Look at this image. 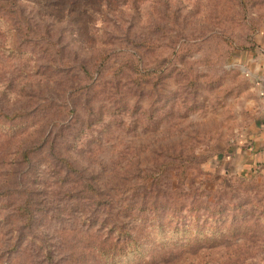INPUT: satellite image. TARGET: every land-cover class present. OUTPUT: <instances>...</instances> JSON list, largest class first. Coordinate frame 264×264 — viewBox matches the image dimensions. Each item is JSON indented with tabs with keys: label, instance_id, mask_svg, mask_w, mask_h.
I'll use <instances>...</instances> for the list:
<instances>
[{
	"label": "rangeland",
	"instance_id": "rangeland-1",
	"mask_svg": "<svg viewBox=\"0 0 264 264\" xmlns=\"http://www.w3.org/2000/svg\"><path fill=\"white\" fill-rule=\"evenodd\" d=\"M261 36L264 0H0V264H116L125 233L117 264H264V175L225 163Z\"/></svg>",
	"mask_w": 264,
	"mask_h": 264
},
{
	"label": "crops",
	"instance_id": "crops-1",
	"mask_svg": "<svg viewBox=\"0 0 264 264\" xmlns=\"http://www.w3.org/2000/svg\"><path fill=\"white\" fill-rule=\"evenodd\" d=\"M258 45L260 48L244 52L237 61L245 68L247 76L258 82L264 96V36L260 37ZM230 152L225 163L232 173L242 177L264 175V104L257 119L247 126Z\"/></svg>",
	"mask_w": 264,
	"mask_h": 264
},
{
	"label": "trees",
	"instance_id": "trees-1",
	"mask_svg": "<svg viewBox=\"0 0 264 264\" xmlns=\"http://www.w3.org/2000/svg\"><path fill=\"white\" fill-rule=\"evenodd\" d=\"M260 48L259 45H257L255 47V50ZM242 177V176H240ZM246 177H251V176H246ZM244 179V178H243ZM27 214V212H25V215ZM214 221H219V220H214ZM245 222H247L245 220ZM169 224H165L164 222H159L156 224H151L150 227V231H148V236H150L152 233L151 232H156V231H160V232H169L168 230H170L169 228ZM254 227V226H253ZM173 230H170V232L172 234L178 235L180 236V238H185L188 239L190 238V242L192 241L193 243H191L189 246H200V244H198V240L195 238L193 239L192 236H188L185 232V230L179 228V227H173ZM248 230V228L246 229V231ZM231 232V231H230ZM151 233V234H150ZM175 241V240H174ZM173 241V242H174ZM223 240L221 241H211L208 246H214V245H218L219 243L222 244ZM113 247H116V264L117 261H119L120 263H122V261L124 259H126V261H129L128 256L134 254V252L140 253L142 255V252L144 251L143 249V244L137 245V240H136V235L132 236V234L130 233H125V234H120L116 237V241L111 242ZM100 249H103V245L100 247ZM112 248L110 247L109 250H111ZM129 249H131V251L133 252H129ZM111 257L114 255V252L110 253ZM117 257H119L120 259L118 260Z\"/></svg>",
	"mask_w": 264,
	"mask_h": 264
}]
</instances>
